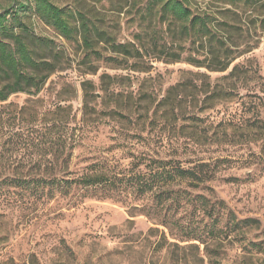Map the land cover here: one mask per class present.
<instances>
[{"label": "rangeland", "instance_id": "rangeland-1", "mask_svg": "<svg viewBox=\"0 0 264 264\" xmlns=\"http://www.w3.org/2000/svg\"><path fill=\"white\" fill-rule=\"evenodd\" d=\"M51 1L76 15L73 26L85 14L140 57L112 64L111 45L101 43V59L85 63L80 33L66 40L31 3L20 10L22 24L51 40L65 65L39 94L0 104V264H264V0L192 1L191 11L213 25L193 37L155 11L150 18L148 0ZM21 3L0 0V13ZM88 83L96 113L84 107ZM53 117L61 120L55 136ZM152 160L206 165L209 178L160 183L139 196L128 177L148 172ZM98 163L122 181L96 195L80 186L24 193L4 183L47 179L52 164L73 180Z\"/></svg>", "mask_w": 264, "mask_h": 264}, {"label": "trees", "instance_id": "trees-1", "mask_svg": "<svg viewBox=\"0 0 264 264\" xmlns=\"http://www.w3.org/2000/svg\"><path fill=\"white\" fill-rule=\"evenodd\" d=\"M192 1L218 0H148L146 5L150 18H154L155 11V15H158L164 24L168 26L179 24L181 36H208L213 33L212 19L209 15L194 14L190 9ZM225 1L235 4L243 0ZM260 1L254 0V3ZM29 3L33 5L35 14L46 25L66 40H75L76 32L80 33L85 46V55L82 60L85 63L92 62L94 57L101 59L102 54L96 47L101 43L111 45L113 55L108 57L107 61L112 64L122 65L123 62H128V59L140 57V52L135 50L134 44L116 43L106 31L96 24L95 20L88 18L85 14L80 13V27L77 28L73 26L72 19L76 20V15L72 11L55 5L51 0H27V4L21 3L16 9L0 13V104L7 102L11 96L16 94L24 93L33 96L39 94L50 77L62 70L65 65L64 56L56 50L51 40L37 37L26 25L22 24L19 13L20 10L27 8ZM40 51L43 55L39 54ZM227 68L228 66H225L221 71ZM103 78L105 79V76ZM84 86V107L88 112L96 113V109L92 107V98L96 99L97 96L91 94L92 85L88 83ZM109 86L110 82L104 84L102 90L109 92ZM108 103L109 100L102 99L103 106ZM52 121L54 126L51 130L55 136L59 134L56 131L61 120L59 117H53ZM66 121L67 130H72L69 126L71 122L69 119ZM67 137L66 133L60 134L58 139L62 140ZM57 152L59 153L58 150ZM172 164V161L152 160L147 165L148 172L131 174L128 182H133L131 188L135 189L137 195L145 196L154 192L160 183L172 184L178 179L199 186L209 178L208 174L203 171L205 167H208L206 165L183 168L178 162L174 166ZM168 167L172 168L168 169ZM47 170V179L42 177L28 179L27 176L23 178L15 175L16 178H6L4 183L10 187L20 188L24 193L40 192L43 188L50 187L51 193L68 194L74 186H80L83 190L96 195V193L116 187L122 181L114 169L99 163L85 169L81 176L73 180H65L64 176H60L63 170L62 165L52 164L47 166ZM105 195L102 193L99 199H105ZM243 223H257V221L244 220Z\"/></svg>", "mask_w": 264, "mask_h": 264}]
</instances>
